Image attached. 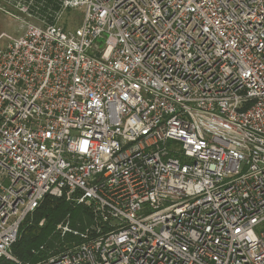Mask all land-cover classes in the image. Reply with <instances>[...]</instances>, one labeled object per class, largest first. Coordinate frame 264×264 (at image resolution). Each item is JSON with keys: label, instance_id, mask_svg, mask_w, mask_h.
I'll list each match as a JSON object with an SVG mask.
<instances>
[{"label": "built area", "instance_id": "1", "mask_svg": "<svg viewBox=\"0 0 264 264\" xmlns=\"http://www.w3.org/2000/svg\"><path fill=\"white\" fill-rule=\"evenodd\" d=\"M0 10L17 32L0 34V259L264 264V0ZM48 195L94 221L23 263L10 251Z\"/></svg>", "mask_w": 264, "mask_h": 264}, {"label": "trees", "instance_id": "2", "mask_svg": "<svg viewBox=\"0 0 264 264\" xmlns=\"http://www.w3.org/2000/svg\"><path fill=\"white\" fill-rule=\"evenodd\" d=\"M74 209H81L82 211V206L71 204L64 198H56L51 195L46 196L32 214L33 221L31 224L29 223V219H26L21 225L20 236L12 246L15 256L24 261L36 262L45 257L49 249L56 247V244H63L60 235L54 231L55 226L68 212ZM43 219H45V223L40 225ZM69 239L65 238L66 241H69ZM0 264L16 263L2 257Z\"/></svg>", "mask_w": 264, "mask_h": 264}, {"label": "rangeland", "instance_id": "3", "mask_svg": "<svg viewBox=\"0 0 264 264\" xmlns=\"http://www.w3.org/2000/svg\"><path fill=\"white\" fill-rule=\"evenodd\" d=\"M73 19H74V21L76 20V22H78L81 19V11L80 10L72 11V12L68 13V16H67V19H66L67 24H69L68 27L75 28L77 26V23L76 24L73 23V22L69 23ZM2 32H7V33L12 34V35H17V32L15 31V26H14L13 22L10 20L9 17H7L0 10V34ZM67 201L70 202L71 204L73 203V202H71L69 200H67ZM74 205H76V204H74ZM77 206H81V205H77ZM27 219H29V223L31 224V222L33 221L32 214L30 216H28ZM93 221H94V218H93V215H92L91 211L87 210L86 208H84L82 206V211H81V209L80 210H75L74 209V210L68 212L65 215V217L56 224L55 230H56L58 224H60L61 222L65 223V224L68 222L70 227L78 229V230H80L82 232V231H85V229L88 226H90L93 223ZM41 222H40V225H43L45 223V219L41 220ZM64 236H66L67 238H70L69 241L71 240V241L78 242L80 240L79 236H73V235H71L69 233H66ZM59 245L63 246L64 244L61 245V243H59ZM10 253H11V255L15 256V254L12 251V249H11ZM15 257H17V256H15ZM18 259H20V258H18ZM20 260L23 261V263L32 262V261H24L22 259H20Z\"/></svg>", "mask_w": 264, "mask_h": 264}, {"label": "bare ground", "instance_id": "4", "mask_svg": "<svg viewBox=\"0 0 264 264\" xmlns=\"http://www.w3.org/2000/svg\"><path fill=\"white\" fill-rule=\"evenodd\" d=\"M56 198H58V197H56Z\"/></svg>", "mask_w": 264, "mask_h": 264}]
</instances>
